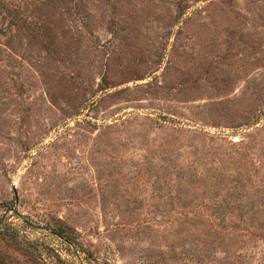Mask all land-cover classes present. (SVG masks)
I'll use <instances>...</instances> for the list:
<instances>
[{
  "label": "rangeland",
  "instance_id": "1",
  "mask_svg": "<svg viewBox=\"0 0 264 264\" xmlns=\"http://www.w3.org/2000/svg\"><path fill=\"white\" fill-rule=\"evenodd\" d=\"M0 264H264V0H0Z\"/></svg>",
  "mask_w": 264,
  "mask_h": 264
}]
</instances>
